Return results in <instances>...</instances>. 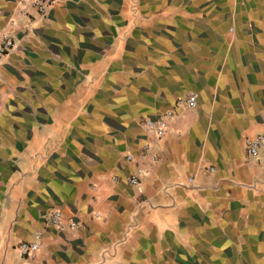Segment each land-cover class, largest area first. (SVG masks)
I'll return each mask as SVG.
<instances>
[{"label": "crops", "instance_id": "crops-1", "mask_svg": "<svg viewBox=\"0 0 264 264\" xmlns=\"http://www.w3.org/2000/svg\"><path fill=\"white\" fill-rule=\"evenodd\" d=\"M8 34L0 264H264V145H244L264 133V0H0ZM168 109L154 139L143 119ZM146 141L155 161H128Z\"/></svg>", "mask_w": 264, "mask_h": 264}, {"label": "built area", "instance_id": "built-area-1", "mask_svg": "<svg viewBox=\"0 0 264 264\" xmlns=\"http://www.w3.org/2000/svg\"><path fill=\"white\" fill-rule=\"evenodd\" d=\"M23 4H27L37 10L39 14H44L45 11L51 7L55 0H21ZM232 31V28H230ZM14 41L10 35H5L0 41V64L2 58L9 50L13 47ZM197 98L196 94L192 91L187 92L184 96L179 98L177 103L183 105L186 108H194L196 106ZM175 114L173 109H168L164 111L157 117L147 116L143 119L144 129L154 138L160 139L164 137L167 133L169 122L171 121L173 115ZM244 145L246 152L249 156H257L259 149L264 145V133L258 134L253 138H245ZM128 161L138 160L140 164L144 162H154L156 159V153L154 151L152 142L146 141L140 153L137 156L133 154H127ZM144 172V167L142 165L137 166L131 174L128 176V183L132 186H136L140 183L141 177ZM44 224L48 227H53L56 229L76 228L78 222L72 218L64 219L61 211L59 209H52L44 216ZM35 241H20L18 244V250L23 256H31L34 254L40 244V234L36 235Z\"/></svg>", "mask_w": 264, "mask_h": 264}, {"label": "rangeland", "instance_id": "rangeland-1", "mask_svg": "<svg viewBox=\"0 0 264 264\" xmlns=\"http://www.w3.org/2000/svg\"><path fill=\"white\" fill-rule=\"evenodd\" d=\"M9 35V34H8ZM11 36V35H10Z\"/></svg>", "mask_w": 264, "mask_h": 264}]
</instances>
